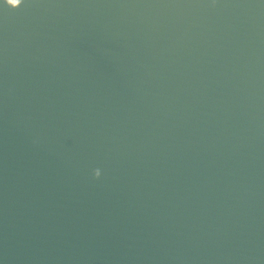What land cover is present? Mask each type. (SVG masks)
I'll use <instances>...</instances> for the list:
<instances>
[{
	"label": "water",
	"instance_id": "obj_1",
	"mask_svg": "<svg viewBox=\"0 0 264 264\" xmlns=\"http://www.w3.org/2000/svg\"><path fill=\"white\" fill-rule=\"evenodd\" d=\"M17 2L0 264H264V0Z\"/></svg>",
	"mask_w": 264,
	"mask_h": 264
},
{
	"label": "snow or ice",
	"instance_id": "obj_2",
	"mask_svg": "<svg viewBox=\"0 0 264 264\" xmlns=\"http://www.w3.org/2000/svg\"><path fill=\"white\" fill-rule=\"evenodd\" d=\"M20 0H18V2L16 3V5H19ZM0 6H3V0H0Z\"/></svg>",
	"mask_w": 264,
	"mask_h": 264
},
{
	"label": "clouds",
	"instance_id": "obj_3",
	"mask_svg": "<svg viewBox=\"0 0 264 264\" xmlns=\"http://www.w3.org/2000/svg\"><path fill=\"white\" fill-rule=\"evenodd\" d=\"M94 171L96 172L97 175H99V171H100V170H99L98 168L95 169Z\"/></svg>",
	"mask_w": 264,
	"mask_h": 264
}]
</instances>
